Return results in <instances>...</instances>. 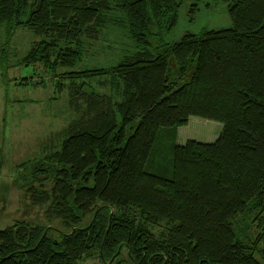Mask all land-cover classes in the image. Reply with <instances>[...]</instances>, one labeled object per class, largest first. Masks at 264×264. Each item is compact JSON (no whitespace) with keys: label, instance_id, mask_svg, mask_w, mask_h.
Wrapping results in <instances>:
<instances>
[{"label":"trees","instance_id":"1","mask_svg":"<svg viewBox=\"0 0 264 264\" xmlns=\"http://www.w3.org/2000/svg\"><path fill=\"white\" fill-rule=\"evenodd\" d=\"M226 1L233 28L186 33L155 54L153 29L177 24L181 0H0V27L37 38L22 62L44 66L81 114L43 143L26 188L59 229H0V264L124 251L131 264H264V0ZM113 10L137 49L109 68L75 70L87 40L123 24ZM170 55L178 79L193 69L181 86ZM192 116L221 122L217 140L178 143ZM256 221L263 231L251 237Z\"/></svg>","mask_w":264,"mask_h":264},{"label":"rangeland","instance_id":"2","mask_svg":"<svg viewBox=\"0 0 264 264\" xmlns=\"http://www.w3.org/2000/svg\"><path fill=\"white\" fill-rule=\"evenodd\" d=\"M111 15L123 24L111 23L99 39L87 40L83 60L75 70L109 68L137 49L123 21L124 14L113 10ZM233 27L226 0H181L177 24L171 29H153L155 34L150 36L149 49L159 54L186 33ZM35 39V34L24 27L13 28L10 33L6 26L0 27V229L18 221L59 229L57 221L47 220L45 206L31 203L26 188L31 183L32 165L46 155L43 143L81 115L71 105L69 91L59 90L57 79L54 80L44 66L22 62ZM169 67L171 81L177 80L180 86L189 81L193 73L192 69L183 79H178L179 67L174 55L169 56ZM89 81L99 89L98 81ZM222 130L221 122L192 116L187 125L178 128L177 142L183 144L193 139L211 143ZM257 223L247 222L251 237L263 231V225L257 226ZM80 264H131V261L124 251L116 260L93 256Z\"/></svg>","mask_w":264,"mask_h":264}]
</instances>
